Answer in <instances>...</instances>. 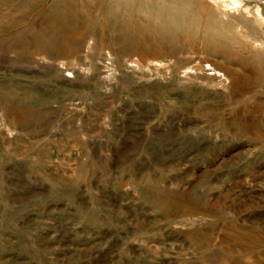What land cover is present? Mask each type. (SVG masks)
<instances>
[{
  "label": "rangeland",
  "instance_id": "1",
  "mask_svg": "<svg viewBox=\"0 0 264 264\" xmlns=\"http://www.w3.org/2000/svg\"><path fill=\"white\" fill-rule=\"evenodd\" d=\"M147 1L0 0V264H264V0Z\"/></svg>",
  "mask_w": 264,
  "mask_h": 264
},
{
  "label": "bare ground",
  "instance_id": "2",
  "mask_svg": "<svg viewBox=\"0 0 264 264\" xmlns=\"http://www.w3.org/2000/svg\"><path fill=\"white\" fill-rule=\"evenodd\" d=\"M108 1H110V0H107L105 2L108 3ZM132 1H139V3L144 4V9H147L151 13L148 17H143L139 14L140 18L135 19V20H137L136 21L137 25H136V22L132 18L133 16L131 17V14H130V16H128V15L123 14L121 12V10L125 12L126 9H130L129 6L127 7V5L122 4L119 6V8L113 9V10H111V8H108L106 6L107 8L105 9V11L108 12L107 18H106L107 21H105L100 26H96V24H90L89 22H88V24L86 23V25H84L85 21H83L81 23V25L78 26L77 29H70L71 32L67 33L65 35V37L67 38L72 33H74V34L78 33V34H81L82 36H92L95 39H112V37H109V35H108V29L114 28V27H117V28L119 27V29L122 30V33H123L122 35L125 37H127L131 33L137 32V34L139 35V40H138L139 44L142 43V45H146L145 47H149V45L146 44V41H150L152 43L151 45L159 46V45H163V44L166 45L168 42L167 40H169V41L174 40L175 41L178 39L180 40V39L193 38L192 32H189L190 30H188L187 28L186 29L188 31H184V32L182 30H179V31L175 30V28L185 27L186 24H187V26L191 25L190 22L185 23V22H187L185 18L182 19V17L178 16L177 14H175V15H173L171 13L166 14L165 13V11H166L165 7L161 4L160 5L155 4V3L153 4V3H150L151 1L146 2V0H132ZM100 2L103 4H106L103 2V0L102 1L100 0ZM106 5H108V4H106ZM112 6H114V5H112ZM100 10H102V8H100ZM81 11H83V10H81ZM86 11H87V9H86ZM131 13H136V12L134 11ZM102 14H103V12H102ZM95 19L97 20V18H95ZM84 20H87V19L84 17ZM206 24H210V23L207 22ZM177 25H178V27H177ZM203 36H202V38H203ZM65 37L62 35L63 39ZM223 45L221 46V49H222ZM17 47L18 46H16L14 43L13 46H11L10 48L12 50H16ZM144 48H142L143 51H145ZM213 49H216V48H213ZM225 49L227 50V48H225ZM136 50H137V48H136ZM217 50H219V48ZM140 52H142V51H140ZM215 52H218V51H215ZM225 53H228V52H225ZM225 55H227V54H225ZM231 57H232V55H231ZM233 57H234V55H233Z\"/></svg>",
  "mask_w": 264,
  "mask_h": 264
},
{
  "label": "crops",
  "instance_id": "3",
  "mask_svg": "<svg viewBox=\"0 0 264 264\" xmlns=\"http://www.w3.org/2000/svg\"><path fill=\"white\" fill-rule=\"evenodd\" d=\"M5 194L6 196L0 201V220L18 221L21 218L20 199L17 193L8 189L5 190Z\"/></svg>",
  "mask_w": 264,
  "mask_h": 264
}]
</instances>
